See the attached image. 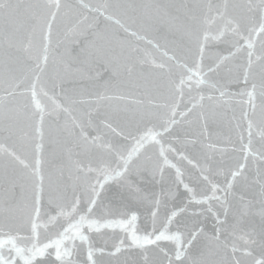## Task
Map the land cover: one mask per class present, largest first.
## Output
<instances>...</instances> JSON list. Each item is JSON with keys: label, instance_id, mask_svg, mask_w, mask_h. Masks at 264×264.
<instances>
[{"label": "snow or ice", "instance_id": "6c2138e0", "mask_svg": "<svg viewBox=\"0 0 264 264\" xmlns=\"http://www.w3.org/2000/svg\"><path fill=\"white\" fill-rule=\"evenodd\" d=\"M0 264H264V0H0Z\"/></svg>", "mask_w": 264, "mask_h": 264}]
</instances>
